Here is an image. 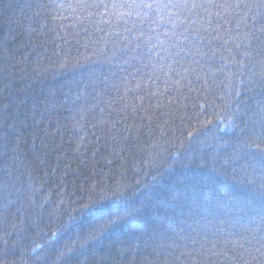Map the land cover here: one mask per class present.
Here are the masks:
<instances>
[{"label":"trees","instance_id":"obj_1","mask_svg":"<svg viewBox=\"0 0 264 264\" xmlns=\"http://www.w3.org/2000/svg\"><path fill=\"white\" fill-rule=\"evenodd\" d=\"M0 264H264V0H0Z\"/></svg>","mask_w":264,"mask_h":264}]
</instances>
